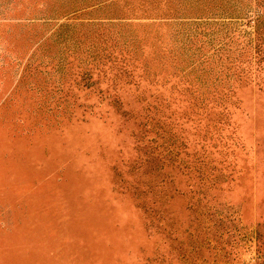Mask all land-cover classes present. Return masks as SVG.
Here are the masks:
<instances>
[{
	"label": "rangeland",
	"instance_id": "1",
	"mask_svg": "<svg viewBox=\"0 0 264 264\" xmlns=\"http://www.w3.org/2000/svg\"><path fill=\"white\" fill-rule=\"evenodd\" d=\"M0 264H264V0H0Z\"/></svg>",
	"mask_w": 264,
	"mask_h": 264
}]
</instances>
